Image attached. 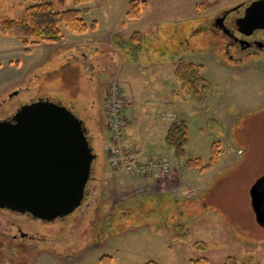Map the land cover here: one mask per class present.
<instances>
[{
	"label": "rangeland",
	"instance_id": "obj_1",
	"mask_svg": "<svg viewBox=\"0 0 264 264\" xmlns=\"http://www.w3.org/2000/svg\"><path fill=\"white\" fill-rule=\"evenodd\" d=\"M129 1L64 0L65 7L79 11L87 30L73 32L60 23L58 43L24 46L19 39L0 34V119L31 100L58 102L83 121L89 136H95L96 153L100 158L103 152L108 165V146L103 147L100 138L109 130L105 114L102 118L98 112L102 90L94 88L87 68L93 62L99 72L113 58L123 62L118 73L120 87L125 86L121 96L130 103L127 112L123 110L131 135L124 133V143L145 144L148 154L173 166L167 177L155 179L151 188L155 193L138 194L119 187L137 177L115 173L114 183L109 166L102 177L100 161V184L65 218L39 220L29 227V218L16 219L24 230H38L45 239L31 240L28 233L10 241L2 234L0 264H190L200 257L208 264H222L228 256L239 264H264V227L256 221L250 201L251 187L264 175V65L256 58L251 64L249 57L228 59L234 49L226 53L217 38L219 28L212 23L217 12L250 0H139L140 15L135 18L126 15ZM29 4L3 0L0 15L22 19ZM243 9L228 20L233 27ZM137 33L141 39L130 41ZM88 38L102 39L107 46L91 54L85 49L87 56L80 50L72 55L74 47H64ZM139 46L137 51L131 48ZM179 61L198 65L208 85L199 87L196 97L175 77ZM114 80L115 76L109 84ZM165 114L185 122L188 141L180 159L153 143L161 130L156 127L151 134L150 129L162 124ZM148 133L151 143L145 141ZM188 159L201 165H186ZM175 231L185 235L177 238ZM21 240L25 245L18 244Z\"/></svg>",
	"mask_w": 264,
	"mask_h": 264
},
{
	"label": "water",
	"instance_id": "obj_2",
	"mask_svg": "<svg viewBox=\"0 0 264 264\" xmlns=\"http://www.w3.org/2000/svg\"><path fill=\"white\" fill-rule=\"evenodd\" d=\"M239 32L264 29V0H251L235 20ZM96 154L86 127L49 99L22 104L0 119V207L52 221L83 201ZM256 221L264 226V197L250 190Z\"/></svg>",
	"mask_w": 264,
	"mask_h": 264
},
{
	"label": "trees",
	"instance_id": "obj_3",
	"mask_svg": "<svg viewBox=\"0 0 264 264\" xmlns=\"http://www.w3.org/2000/svg\"><path fill=\"white\" fill-rule=\"evenodd\" d=\"M3 0H0L2 3ZM30 4L25 7L24 17L22 19H15L10 16L0 15V34L15 37L21 41L24 46L34 47L43 43H58L62 39L60 34L59 24L63 23L67 28L73 32L84 33L87 30V24L79 16V11L76 8L65 7L64 0H56V4L47 0H25ZM88 0H74L75 3L85 2ZM139 0H130L127 6L126 15L130 18H135L140 15ZM94 26V24L92 25ZM135 35V36H134ZM134 37L139 38L140 34H134ZM125 43V42H124ZM126 44V43H125ZM124 46V44H123ZM139 50L141 47H131ZM127 49V48H125ZM175 77L180 82L181 86L187 89L191 94L197 96L199 87L208 86L206 81L200 76L198 65L192 63H184L179 61L175 64ZM125 126V125H124ZM123 126V131H124ZM125 133V131H124ZM188 141V132L184 120L175 119L167 127L164 135V145L172 151L174 157L180 159L185 150ZM217 144H213L212 160L217 156ZM125 151V150H124ZM186 165H201L197 160H190ZM201 167V166H199ZM264 197V175L259 177L254 183ZM155 193L144 187L137 193ZM251 201V196H250ZM253 209V208H251ZM264 209V204H263ZM177 238H182L185 234L175 231ZM190 264H208L205 257L191 259ZM146 264H157L154 261H149ZM222 264H239L232 256H228Z\"/></svg>",
	"mask_w": 264,
	"mask_h": 264
},
{
	"label": "flooded vegetation",
	"instance_id": "obj_4",
	"mask_svg": "<svg viewBox=\"0 0 264 264\" xmlns=\"http://www.w3.org/2000/svg\"><path fill=\"white\" fill-rule=\"evenodd\" d=\"M237 10L238 9L235 10L233 8L224 9V10L217 12L215 14V16H213L212 23L214 26H216V28H219L218 32H220V33H218V35L216 34L218 36L217 38H220L219 39L220 43H222L221 45H223L225 47L226 53H229L228 50L230 48L234 49L233 53L228 54V59L237 62L238 60H241L243 57H249L251 59V61L249 63L251 64L253 62V60L256 58L257 59L256 61L258 64L264 65V62H263V58H264V33L263 34L260 33V31L264 32V29H256L249 35H245V34L239 32L237 29L236 23H235L236 18L234 19L235 27H233L230 24V22H228V20H231L230 18L233 16L232 14H235V12ZM243 12H244V9H243ZM211 29L216 30L215 28H211ZM259 58H261V59H259ZM244 64H248V63H244ZM31 101H33V100H31ZM18 107L19 106H17L15 108V110ZM13 113L14 112L7 113V114L3 115L4 117L2 116L1 118L10 117ZM97 169H98V166H95V169H93L91 171L90 177H89L88 182H87L88 189H87V192L85 191V198L87 196L86 194L88 193V191L90 194L92 192V190L95 189V186L100 184V181H99L100 177L97 176ZM2 213L7 214V217L4 218L1 215ZM0 215H1L0 216V237H2V234H6L10 237L9 240L12 241L15 238L17 239L19 237L18 236L19 234L21 237H25L28 235V233H30L28 236H29V239H31V240H35L34 238H37V239L41 238L42 240L45 239L43 236L42 237L38 236V234H37L38 230L34 229L35 233L24 230L23 226L16 219L20 218V217L29 218L31 221L30 222L31 224H29L27 227H29L30 225H33L34 223H37L39 220L40 221H45V220H42L40 218H35L29 213H22V212L14 211V210L3 208V207H0ZM63 218H65V216L56 218L53 221H57V220H60ZM32 227H35V226H32ZM94 230L95 229L93 227V230H91V231H94ZM25 243L26 242H24L22 240L18 241V244L25 245ZM39 243L40 242H38V244H36V245L39 246ZM10 244L12 245L11 242H10ZM14 248H15V250L17 249L16 247H13L12 250H14ZM39 248H45V247L39 246ZM12 256H13V254H12Z\"/></svg>",
	"mask_w": 264,
	"mask_h": 264
},
{
	"label": "crops",
	"instance_id": "obj_5",
	"mask_svg": "<svg viewBox=\"0 0 264 264\" xmlns=\"http://www.w3.org/2000/svg\"><path fill=\"white\" fill-rule=\"evenodd\" d=\"M102 39H100L99 40V42H98V40H95V39H93V38H88L87 40H74L73 42H74V44H72V45H69V46H64V47H74V48H72V55H76L75 53L77 52V50H80L81 51V55H83V56H87V53L86 52H90V54L91 53H96V52H98L99 50H100V47H101V45H104V46H107V44L105 43H103V44H101L100 42H102L101 41ZM105 40V39H104ZM90 41H94V42H90ZM95 43H96V45H95ZM86 44L89 46V45H93V46H91V48H89V47H86ZM111 44V43H110ZM50 48L51 47H53V45L52 46H49ZM89 48V49H88ZM111 50H112V53H113V51H114V49H112V46L110 45V47H109ZM85 49H87V50H85ZM58 54V52H56V55ZM89 54V55H90ZM119 57H120V55H118ZM50 58H52V56L50 57ZM49 58V59H50ZM66 59H64V61H65ZM66 62V61H65ZM94 63L93 62H91L90 63V65H92V66H90V68L88 67L87 69H91V73L89 74V78H90V80H95V86H94V88L95 87H97V89L99 88V87H101V90H102V93H101V95H102V105H99V107H98V112H99V117H101L102 116V118H104V114H105V105H104V102H105V100H104V98H105V96H106V94H107V92H108V85H109V82L113 79V77L115 76L117 79H118V81H119V71L121 70V72H122V65H123V62H121L120 60H114L113 58H112V60L109 62V63H105L103 66H100V68L99 69H101V71H99L98 72V69H97V67L95 66V65H93ZM97 69V70H96ZM119 84H120V82H119ZM125 85H126V88H127V84L125 83ZM122 88V93H123V95L125 94L124 92H125V86H123V87H121ZM127 96L130 98V99H133L131 96H130V91L129 90H127ZM125 97V96H124ZM128 98V99H129ZM125 99H127V97H125ZM127 99V100H128ZM129 99V100H130ZM130 103L129 104H125V107H124V109L123 110H125L126 109V112H127V109H129L130 108ZM171 113V112H170ZM125 114V113H124ZM172 114V113H171ZM171 114H165V115H163V117H162V121H164L162 124H156L154 127H152L151 129H150V131L152 130V132H151V134L154 132V129L157 127L158 129H160L161 130V132H160V134H159V137H158V140H157V142H153V143H158V144H160V146L161 147H164V148H166L165 147V145H164V142H163V139H164V135H165V133H166V129H167V127H168V125L172 122L171 120H173V116L171 115ZM127 115V114H126ZM167 115H170V117H168ZM127 117V116H126ZM129 117V116H128ZM128 122H130V120L128 121ZM130 125H127L126 127H127V130H126V127H125V133H126V131H127V133L129 134V136H131L130 135V130H128V127H129ZM149 131V132H150ZM150 133H148V137H147V139L145 140L147 143L149 142V143H151L150 141V135H151ZM92 136V135H91ZM90 136V137H91ZM101 137V139H103V147H106V144L108 143V140H109V133H108V131L106 130L105 132H104V134H102V135H100ZM93 137V138H92ZM91 137V141H93L94 140V138H95V136H92ZM124 138H125V136H124ZM130 138V137H129ZM150 140V141H149ZM94 142V141H93ZM92 142V143H93ZM125 145H126V150L128 151V152H130V153H138V154H140L141 155V158L142 159H147V158H155V157H153L152 155H150V154H148L147 152H146V148H145V144L142 146H138V144H136L135 142H134V140H132V141H128V142H126L125 143ZM93 146L95 147V152H96V150H97V148H96V146L93 144ZM105 149V148H104ZM167 149V148H166ZM100 153V158L98 157V153H96V159H95V166H97L98 164L97 163H99L100 161H101V165L100 166H102L101 167V174H102V177H106L105 175H106V172H107V163H106V161H105V157H104V153L102 152L101 153V151L99 152ZM145 180H143V183L142 182H140V180L138 179V178H136V179H132V181L130 182V183H126V184H123L122 186H119L120 188H127L128 189V191H130V190H137V192L139 191V190H141V189H143L144 187H146V188H148L150 191H151V188H152V186H153V183H154V179L153 178H151L152 180H146L147 178H144ZM115 183V182H114ZM107 187V186H106ZM104 190V189H103ZM152 191H154V190H152Z\"/></svg>",
	"mask_w": 264,
	"mask_h": 264
},
{
	"label": "built area",
	"instance_id": "obj_6",
	"mask_svg": "<svg viewBox=\"0 0 264 264\" xmlns=\"http://www.w3.org/2000/svg\"><path fill=\"white\" fill-rule=\"evenodd\" d=\"M107 103V126L110 131L111 141L108 148L110 167L116 172L138 177L150 176L157 180L167 177L172 167L167 160L149 158L143 161L139 156L129 155L124 152L122 134L125 118L121 113L123 101L115 83L111 85Z\"/></svg>",
	"mask_w": 264,
	"mask_h": 264
}]
</instances>
